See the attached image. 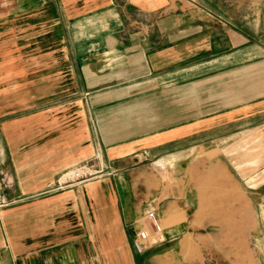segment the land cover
<instances>
[{"label": "crops", "instance_id": "crops-1", "mask_svg": "<svg viewBox=\"0 0 264 264\" xmlns=\"http://www.w3.org/2000/svg\"><path fill=\"white\" fill-rule=\"evenodd\" d=\"M222 4L0 0V172L24 198L0 209V264H264V170L240 202L183 187L215 130L252 120L236 163L264 162V35ZM149 210L166 225L139 253Z\"/></svg>", "mask_w": 264, "mask_h": 264}, {"label": "rangeland", "instance_id": "rangeland-1", "mask_svg": "<svg viewBox=\"0 0 264 264\" xmlns=\"http://www.w3.org/2000/svg\"><path fill=\"white\" fill-rule=\"evenodd\" d=\"M201 2L204 5L214 3L218 6L223 3V7L228 10L230 16L236 18L234 20L238 24H242L246 32L253 34L255 37H258L260 33L261 36L264 35L262 31L264 20H261L263 24L260 27L257 25L260 22L259 13L262 11V16L264 15V0H201ZM7 55L4 58H7ZM0 61L4 62L2 59ZM251 123L252 120L245 122V128L243 129L229 126L228 130H215L207 137V139L212 138L211 144L206 148H201L202 151H199L198 148V156L194 158L195 161L185 169L187 172H184V175H189V178H186V184L183 187L189 189V183H191L193 185V196H198L201 203L242 201L244 196H242L241 189L235 183L237 178L264 170V162L255 169L250 168V166L239 167L236 163L238 162L237 156L242 150L235 145L248 137L251 130H246V128ZM201 138L203 137L200 136L199 141H202ZM246 201H248V198ZM163 222L165 226L166 223ZM233 245L235 246V244Z\"/></svg>", "mask_w": 264, "mask_h": 264}, {"label": "built area", "instance_id": "built-area-1", "mask_svg": "<svg viewBox=\"0 0 264 264\" xmlns=\"http://www.w3.org/2000/svg\"><path fill=\"white\" fill-rule=\"evenodd\" d=\"M108 172L103 162L91 160L84 162L61 174L57 180L56 188L64 189L73 184L84 183L100 178ZM13 180L7 172H0V209L8 207L23 200L21 196L9 198L6 190L11 188ZM136 236L133 238V246L137 252H144L150 245L158 242L162 236L164 226L160 215L156 210H149L143 217Z\"/></svg>", "mask_w": 264, "mask_h": 264}]
</instances>
